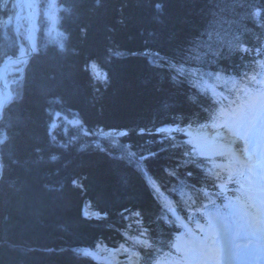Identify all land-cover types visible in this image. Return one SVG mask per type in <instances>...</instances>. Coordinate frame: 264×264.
<instances>
[{
	"label": "trees",
	"instance_id": "trees-1",
	"mask_svg": "<svg viewBox=\"0 0 264 264\" xmlns=\"http://www.w3.org/2000/svg\"><path fill=\"white\" fill-rule=\"evenodd\" d=\"M54 1L53 36L39 4L37 51L15 66L0 119V264H94L80 253L100 245L133 249L139 264H173L177 235L199 233L207 211L238 221L241 193L221 159L199 157L182 132H140L212 124L213 115L223 123L217 101L227 97V107L248 78H264V27L253 17L264 0ZM9 15L0 0V20ZM21 46L0 24V63ZM172 63L183 82L172 79ZM197 93L209 113L188 102ZM178 116L190 119L173 123ZM189 160L202 163L185 167Z\"/></svg>",
	"mask_w": 264,
	"mask_h": 264
},
{
	"label": "rangeland",
	"instance_id": "rangeland-1",
	"mask_svg": "<svg viewBox=\"0 0 264 264\" xmlns=\"http://www.w3.org/2000/svg\"><path fill=\"white\" fill-rule=\"evenodd\" d=\"M30 2H32V5L35 9L34 24L36 28H38V24H36V22H38V20L39 21L42 20L39 16L38 8H37V6L40 4L43 9V13L42 12L41 13L46 17L45 33L47 36L52 37L53 24H54L53 22L56 20L57 17L55 1L30 0ZM3 3L5 6H8V11L10 15L8 16L7 20H0V24L2 26L11 27L12 30L16 33V35L19 36V38L22 40L21 47H24V49L21 48L20 53L25 54L28 51V47L24 36L27 27L26 25L27 18H26V13L23 12V7L21 5L22 2L21 0H3ZM40 5L38 7H40ZM29 36L31 37V41H32L33 40L32 30H30ZM14 72L18 74L20 72V67L18 68L15 66H11L9 67L8 70H6L4 74V82L7 84L8 87L10 83L9 80H12L10 76ZM91 72L94 78L104 79V74L100 69L91 67ZM97 74H99L100 78H97ZM61 118L67 125L69 124L71 126L77 125L76 124L77 122L74 119L66 118V117H61ZM53 124L55 123H52L51 125ZM211 129L214 128L213 127L210 128V131ZM217 129H220V132L218 134V137H216L214 140L221 143H226L231 141V138H229L227 135L226 137L221 136L222 134L227 132L226 129H223L222 127ZM256 129L259 135L255 138L259 140L257 141L259 145L258 146L256 144H254L255 146L249 145L247 149V153L250 154L249 159H247L244 164H241L237 170H234L235 171L234 173L240 174V177L243 178V180L247 182V184L249 185V187H247L248 189H245L244 191L245 192L252 191L254 194H251L250 197L251 196L256 197L257 201L248 203L249 206L251 205L254 206V216L252 218H249L247 215H244L243 217L245 218L244 227L243 229H236L238 233H235L231 228L226 226L225 222L224 223L220 221L217 222L216 220H214L213 228L215 231V246L218 249L219 258L221 260L220 264H224V262L231 257V252L229 250V247L231 245H234L236 247H242L247 245L260 246L261 244H264V237H263L264 236V194L255 195L256 188L257 189L263 188L264 190V129L261 128L260 123L257 121H256ZM197 130H201V129H197ZM201 131L204 132V134L206 135H212L209 134L208 130L203 129ZM227 134L229 135L228 132ZM259 192L261 191L259 190ZM247 212L250 213L249 209L247 210ZM84 214L88 216H93V214L89 213L87 211V208L85 207H84ZM193 235L196 240H200L203 238V234L200 233H196ZM249 238H251V240H249ZM178 245L182 249L186 247L182 243ZM263 250L261 251L264 253ZM95 253H97L98 256L103 258L107 262L106 264H138L136 261V257L134 256L135 255L134 250L130 248L127 249L125 246H119L118 248H107V249L101 246L98 247ZM190 255H195V254L190 253ZM178 264H182V260ZM191 264H196V262L191 261Z\"/></svg>",
	"mask_w": 264,
	"mask_h": 264
},
{
	"label": "snow or ice",
	"instance_id": "snow-or-ice-1",
	"mask_svg": "<svg viewBox=\"0 0 264 264\" xmlns=\"http://www.w3.org/2000/svg\"><path fill=\"white\" fill-rule=\"evenodd\" d=\"M264 15V9L256 8L253 10V17L256 21L257 27H264V21L260 20V17ZM253 50L250 49H244V52H250ZM135 54V53H134ZM121 53H117V56H120ZM144 55L149 58V63H151L153 66L159 67L161 66L159 63V58L152 59L149 55V50H145ZM157 57H159V54H156ZM95 67V66H93ZM170 69L173 71L174 75H172V79L177 82H183L182 80H178V77H183L185 75L182 68L175 67L174 63L169 65ZM246 75V74H245ZM97 78H100L99 74H97ZM248 85H254L253 87H249ZM240 91L243 92V98L237 97L236 100L229 101L228 106L225 107L223 104V100H227V97H223V100L217 101V103H220L221 107L218 110L220 117L228 116L229 118H236L241 117L244 113L251 114L254 121H257L260 123L261 128L264 129V80L257 81L256 76H252L247 79V83L245 86L240 89ZM187 100L190 104L201 105V110L205 113H209L210 109L209 106L202 102V100L199 98V93L190 95L187 97ZM239 101V103H238ZM233 105H236V107H233ZM192 115H196V113H193ZM183 119L185 123L188 122L190 117H173V123H176L177 119ZM213 123L211 124V127L213 128H225L229 135L233 137V140L230 144H227L226 147L229 151H233L232 145L236 143V140H242L244 144V150L247 151V145L249 143L248 141V130L245 129L243 133H241L238 129H233L229 123L228 119H225L223 123L217 124V116L213 115L212 117ZM55 124L52 125L53 128H55ZM190 126V125H189ZM175 133H181L184 130L177 126L176 128L172 129ZM166 132V129L164 127H158L152 132L141 130V135H151L155 138H158L160 136H163ZM219 134V133H218ZM109 135H112L111 132H108L105 134V139ZM118 137L127 136L128 133L126 130L119 131ZM170 140H174V137H169ZM158 141V140H157ZM159 142V141H158ZM117 143H119V140L117 139ZM175 146V145H174ZM234 152V151H233ZM130 155H133V153H130ZM154 155V154H153ZM186 155V154H185ZM151 158L150 156L144 157L145 160ZM200 163L194 160H189L185 163V167L191 164L194 167L199 168ZM178 166L179 163H178ZM139 168H141L142 171L145 173L147 172L146 168L143 167V165H138ZM167 171V170H166ZM169 175H173V173H168ZM187 175L191 176L192 173L188 172ZM152 180H155V177H152L149 175ZM217 179L220 178V173H216ZM233 180L232 175L229 174L227 177V182L231 183ZM147 183V181H146ZM214 183V182H213ZM225 185L221 184L220 187L223 188ZM106 213H98V216H106ZM137 216L142 215V213H136ZM87 219L88 217L85 216ZM161 221H163V217L160 218ZM213 222L214 217L211 215L208 218V227L205 231L203 228L201 229L202 232H204L203 238L199 240V244L194 243L191 247L187 249H182L179 245L173 244L172 247L176 248L177 252L182 253V264H191V261H195L196 264H217L216 262V256L218 254V249L215 246V231L213 228ZM175 227V225H173ZM147 231V229L145 230ZM199 253V257L196 255H190V253Z\"/></svg>",
	"mask_w": 264,
	"mask_h": 264
},
{
	"label": "bare ground",
	"instance_id": "bare-ground-1",
	"mask_svg": "<svg viewBox=\"0 0 264 264\" xmlns=\"http://www.w3.org/2000/svg\"><path fill=\"white\" fill-rule=\"evenodd\" d=\"M22 7H23V12L25 13L24 6L22 5ZM34 12H35V9L33 10V13ZM4 96H5V93L0 85V106L4 99ZM203 129L208 130L209 134H212V135L204 134V132L201 131ZM201 130L190 129L189 133L191 135L197 134L194 141L196 142V146L199 152H201L203 155L205 154L207 156H213L215 154L231 153L237 160L238 159L244 160L248 157L247 155H245V153H241L242 151L244 152L243 150L244 146L241 140L237 139L236 143L232 145V149L234 151L233 152V151H229L228 148L226 147V145L230 144L231 141L233 140V138L230 135H228L227 132L222 134L221 136L226 137L227 135L229 138H231V141L226 142V143H221V142H217L216 140H214L216 137H218V133L220 132V129L214 128V129H211L210 131V128L208 127L205 128V126H203ZM237 251L239 252L238 253L239 256L232 258L233 264L234 263L236 264H264V254L262 253V251L258 249L257 246H254V245L253 247L252 246H242L240 247V249L238 248ZM256 257H258L257 260H256ZM229 263H231V260H228L227 262H225V264H229Z\"/></svg>",
	"mask_w": 264,
	"mask_h": 264
},
{
	"label": "water",
	"instance_id": "water-1",
	"mask_svg": "<svg viewBox=\"0 0 264 264\" xmlns=\"http://www.w3.org/2000/svg\"><path fill=\"white\" fill-rule=\"evenodd\" d=\"M22 5L24 6L25 9V13H26V18H27V27L25 30V39H26V44L28 47V52L25 55H19V57H13V56H8V58L6 60H4L1 64H0V85L5 93L4 99L1 103L0 106V119L2 118V114L5 110V108L9 105L10 101L13 98V93H11V90L9 89V87L6 85V83L3 81V76L4 73L6 72V69L12 65V64H16L19 65L20 63L22 64H26L30 61L31 56L34 52H36V27L34 24V13H33V7L32 4L30 2V0H21ZM33 30L34 32V40L31 41L29 33L30 30ZM2 176V161L0 158V178Z\"/></svg>",
	"mask_w": 264,
	"mask_h": 264
}]
</instances>
